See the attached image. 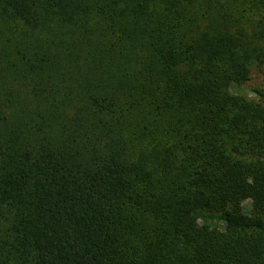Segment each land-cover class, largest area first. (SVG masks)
<instances>
[{
    "label": "trees",
    "instance_id": "1",
    "mask_svg": "<svg viewBox=\"0 0 264 264\" xmlns=\"http://www.w3.org/2000/svg\"><path fill=\"white\" fill-rule=\"evenodd\" d=\"M263 64L264 0H0V264H264Z\"/></svg>",
    "mask_w": 264,
    "mask_h": 264
},
{
    "label": "rangeland",
    "instance_id": "2",
    "mask_svg": "<svg viewBox=\"0 0 264 264\" xmlns=\"http://www.w3.org/2000/svg\"><path fill=\"white\" fill-rule=\"evenodd\" d=\"M252 88H260L264 90V64L260 67L251 66L249 76L247 80L240 86L232 88V92L238 95H244L248 97H253L251 92ZM235 208L239 209L243 213H250L251 210V200L249 197H243L237 201L234 205ZM223 227L220 224H207L203 225V232L208 241H211L214 233L221 230Z\"/></svg>",
    "mask_w": 264,
    "mask_h": 264
}]
</instances>
